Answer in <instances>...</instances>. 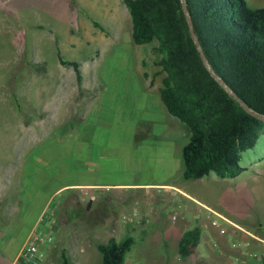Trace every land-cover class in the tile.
<instances>
[{"label":"rangeland","instance_id":"374dc122","mask_svg":"<svg viewBox=\"0 0 264 264\" xmlns=\"http://www.w3.org/2000/svg\"><path fill=\"white\" fill-rule=\"evenodd\" d=\"M153 43L131 40L122 0H0L2 264L15 260L50 200L56 223L59 215L65 221L78 216L75 223L98 233L91 234V250L115 226V239L138 236L155 264H223L214 237L205 257L195 249L183 258L172 237H160L178 205L168 194L195 180L181 174L187 127L141 74L144 68L154 82L162 74ZM57 52L79 62V81ZM259 154L264 159V131L238 163L251 164ZM260 177L264 182V172ZM249 212L264 218V197Z\"/></svg>","mask_w":264,"mask_h":264},{"label":"trees","instance_id":"16d2710c","mask_svg":"<svg viewBox=\"0 0 264 264\" xmlns=\"http://www.w3.org/2000/svg\"><path fill=\"white\" fill-rule=\"evenodd\" d=\"M122 2L130 19L131 40L154 41L158 57L153 63L163 72L158 86L161 103L187 127L180 150L183 178L200 177L209 170L218 176L237 174L243 168L238 163L240 152L264 131V117H259L264 116V5L250 7L245 0H184V11L181 0ZM187 16L207 65L189 34ZM57 59L69 64L76 81L80 80L78 61L58 52ZM199 238L198 225L183 230L176 241L178 257L187 256ZM133 240L126 234L118 240L110 235L97 241V264H122ZM60 258L61 264H69L63 251Z\"/></svg>","mask_w":264,"mask_h":264},{"label":"crops","instance_id":"0c3cea01","mask_svg":"<svg viewBox=\"0 0 264 264\" xmlns=\"http://www.w3.org/2000/svg\"><path fill=\"white\" fill-rule=\"evenodd\" d=\"M140 64L142 65L141 60ZM143 71L146 72L145 76ZM141 74L147 78V86L158 94L163 72L159 80L155 82L144 68ZM263 162L262 154H259L251 164L241 165L243 168L235 175L218 176L209 170L206 174L194 178L195 181L192 183L186 182L182 186L174 185L168 198L170 201L174 199L177 202V210L175 215H170L172 220L160 228V237H172L176 244L177 238L186 229L182 228V225L191 221L190 227L199 226L200 238L190 253L197 249L201 257L209 254L211 236L217 239L220 246L217 253L225 257L223 264L230 261L231 264H264V218H250L249 212L253 202L264 197V182H261L260 177V174L263 175L264 172ZM80 196L79 200L84 199L82 195ZM217 214L225 219L219 218ZM60 217L61 215L52 231V242H41L39 245L42 263L61 264L60 253L63 251L69 264H97L100 254L95 244L91 250V234L96 238L98 233L91 230V226L75 223L78 216L75 220H69L66 217V221L61 220ZM214 218L223 227V232H219L218 228L210 223ZM139 221H141L140 229L142 230L140 237L144 238L145 221L143 219ZM84 227L87 229H83ZM110 227L107 234L103 233L104 240L110 235L113 236L111 230L115 231L113 228L115 226ZM133 238V242L124 254L122 264H153L154 262L150 261L152 260L150 250L141 247V243H136L139 240L136 239L139 238L138 236ZM202 241L203 246L198 247ZM232 257L235 260H232ZM13 261L14 259L8 264H13ZM2 263L0 261V264Z\"/></svg>","mask_w":264,"mask_h":264},{"label":"built area","instance_id":"2783aa9c","mask_svg":"<svg viewBox=\"0 0 264 264\" xmlns=\"http://www.w3.org/2000/svg\"><path fill=\"white\" fill-rule=\"evenodd\" d=\"M219 218L225 219L217 214ZM56 205L48 204L46 209L42 212L38 224H36L26 235L24 241L19 247L13 264H43L42 257L39 252V245L41 242H52V231L56 224ZM211 224L218 228L219 232H223V227L218 224L217 219H211ZM232 260H235L232 257ZM227 264H231V261Z\"/></svg>","mask_w":264,"mask_h":264},{"label":"water","instance_id":"95a60500","mask_svg":"<svg viewBox=\"0 0 264 264\" xmlns=\"http://www.w3.org/2000/svg\"><path fill=\"white\" fill-rule=\"evenodd\" d=\"M181 4H182V8H183V10L185 11V10H186V6H185V3H184V0H181ZM187 23H188V28H189V34H190V36L194 39V42H195V44H196V46H197V48H198L199 55H200L202 61L205 63V65H207V64H206V60H205V56H204L203 52L201 51V49H200V47H199V44H198V41H197V39L195 38V35H194V33H193V29H192V26H191L190 18H189L188 16H187ZM209 70H210V69H209ZM210 72H211V70H210ZM211 73H212V72H211ZM219 82L222 84V81H221V80H219ZM240 103H241L242 105H244V102H243V101H240ZM249 112L252 113V114H256V112H255V111H252V110H249ZM259 117L263 118L264 116H259Z\"/></svg>","mask_w":264,"mask_h":264}]
</instances>
